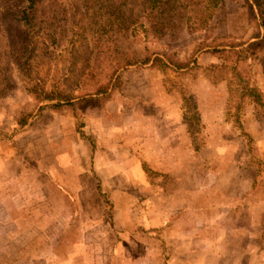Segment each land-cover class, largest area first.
<instances>
[{"label": "rangeland", "instance_id": "1", "mask_svg": "<svg viewBox=\"0 0 264 264\" xmlns=\"http://www.w3.org/2000/svg\"><path fill=\"white\" fill-rule=\"evenodd\" d=\"M9 1L0 0V17ZM252 33L246 8L217 30L222 40ZM146 39L139 36L138 51L180 58L203 40ZM69 46L45 54L40 74L48 84L78 76ZM236 57L204 53L184 71L137 64L92 106L35 119L39 105L0 42V264H264V112L222 67L237 62L246 81L264 84V51ZM93 61L91 83L107 82L112 62ZM27 112L33 117L21 126ZM177 113L189 117L188 159L174 147L144 152L149 140L137 147L139 134L155 136ZM229 160L247 165L239 175L254 180L233 207L216 181ZM181 162L185 181L174 183L171 170Z\"/></svg>", "mask_w": 264, "mask_h": 264}, {"label": "trees", "instance_id": "2", "mask_svg": "<svg viewBox=\"0 0 264 264\" xmlns=\"http://www.w3.org/2000/svg\"><path fill=\"white\" fill-rule=\"evenodd\" d=\"M8 4L0 17V42L10 60L20 66L27 88L39 105L35 119L46 111L75 113L79 107L92 106L110 88L121 87L122 72L137 64L184 71L198 67L204 53L215 57L234 53L240 61L259 59L264 51V0H10ZM241 8L247 9L251 37L240 41L224 36L222 40L217 30ZM184 33L200 34L203 39L187 58L148 46L137 50L139 36L147 41H171ZM63 41L70 44L75 58L72 67L79 70L78 76L65 78L64 84H48L46 76L40 74L42 61ZM103 59L113 64L109 80L93 85L89 68L93 60ZM236 63L222 67L238 79L240 95L248 96L264 112V92L238 73ZM32 117L33 113H24L18 122L26 126ZM186 119L189 121L188 116Z\"/></svg>", "mask_w": 264, "mask_h": 264}, {"label": "crops", "instance_id": "3", "mask_svg": "<svg viewBox=\"0 0 264 264\" xmlns=\"http://www.w3.org/2000/svg\"><path fill=\"white\" fill-rule=\"evenodd\" d=\"M263 83H264V79H263ZM258 86L264 92V84H259ZM161 124H162V129L159 128L158 130H156L155 136L153 137H147V136L142 137L141 136L142 134H139V137L135 140L136 142L134 141L137 147L141 148L142 142L145 143L146 140H149L147 145L145 144L144 152L148 151L149 145H153V144L156 145L157 152L159 153L164 152L165 154L168 149L166 147H174L178 151L186 153L184 157L188 159V156L190 154L189 153L190 149L193 146V137L189 129V124L184 119V116L181 113H177V115L173 116L172 118H168V122H166V124L164 123V121H162ZM146 137L148 139H146ZM143 138H145V140ZM134 148L136 147L134 146ZM215 150L216 152L217 151L221 152L223 148L221 147L216 148L215 146ZM240 164L241 163L234 161V160L223 162V167L225 169L220 171L221 176H219L216 180L219 186L220 185L224 186L227 189L228 194H226V197H227V203L229 201V205H230L229 207H233L237 201L241 199H245V196H247V193H248V191L246 190L247 188L243 190L244 183L246 185L249 184V190L252 189L253 187V183H254L253 176L250 177L249 180L248 179L246 180V176L239 175L241 174V172L245 171L242 168L247 166L245 165L244 167H241ZM184 167H187V164L181 162L177 164L171 170V176H172L171 180H173L174 183L175 181L182 182V183L185 181V178L178 172L179 169H182ZM137 168L140 171V168L139 167ZM196 191H199V190H196ZM240 196H241V199L239 198Z\"/></svg>", "mask_w": 264, "mask_h": 264}]
</instances>
